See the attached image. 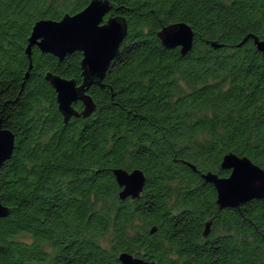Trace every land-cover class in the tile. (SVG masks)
<instances>
[{"label": "trees", "instance_id": "16d2710c", "mask_svg": "<svg viewBox=\"0 0 264 264\" xmlns=\"http://www.w3.org/2000/svg\"><path fill=\"white\" fill-rule=\"evenodd\" d=\"M90 2L0 0V124L16 136L0 264H264V197L220 207L203 176H229L231 152L264 169V55L243 42L264 39V0H110L127 34L89 88L94 111L65 121L47 74L81 84L83 52L27 47L38 20ZM181 21L195 34L185 54L158 37ZM121 167L145 173L139 197H120Z\"/></svg>", "mask_w": 264, "mask_h": 264}, {"label": "water", "instance_id": "95a60500", "mask_svg": "<svg viewBox=\"0 0 264 264\" xmlns=\"http://www.w3.org/2000/svg\"><path fill=\"white\" fill-rule=\"evenodd\" d=\"M111 10L110 0H91L76 14L68 13L60 20L40 19L33 27L27 47L29 54L34 45H38L44 52L54 53L61 59L77 50L83 52L81 84L57 74H47V79L56 89L59 109L65 121L72 116L87 117L94 111L96 103L89 93V88L95 83L102 84L110 64L119 54L128 31V22L123 16L106 18ZM194 36L192 26L183 21L167 25L158 32L163 45L169 48L180 47L184 54L191 50ZM249 37L254 38L257 49L264 55V39L251 34L243 42ZM78 101H82L84 105L81 111L75 107ZM0 137L3 138V147L0 148L1 168L13 153L16 136L13 131L0 124ZM241 162L246 167L237 177L238 165ZM222 166L231 170L229 176H220L212 171L203 174L206 180L215 185L220 207L236 206L252 198L264 197V169L249 157L231 152L224 156ZM114 174L122 188L120 191L122 199L129 196L137 198L141 195L146 182V175L141 169L129 171L122 167L115 168ZM9 212V207L0 199V217L7 216ZM120 260L124 264H155L128 252L121 253Z\"/></svg>", "mask_w": 264, "mask_h": 264}, {"label": "snow or ice", "instance_id": "6c2138e0", "mask_svg": "<svg viewBox=\"0 0 264 264\" xmlns=\"http://www.w3.org/2000/svg\"><path fill=\"white\" fill-rule=\"evenodd\" d=\"M3 147V138L0 137V148ZM245 165L243 162H241L239 165H238V171H237V174L236 176L239 177L241 175V173L243 172V170L245 169Z\"/></svg>", "mask_w": 264, "mask_h": 264}]
</instances>
